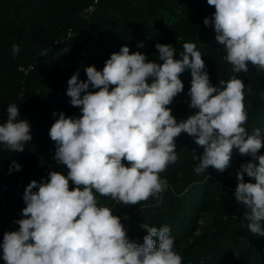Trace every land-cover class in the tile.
<instances>
[{"label":"clouds","instance_id":"obj_1","mask_svg":"<svg viewBox=\"0 0 264 264\" xmlns=\"http://www.w3.org/2000/svg\"><path fill=\"white\" fill-rule=\"evenodd\" d=\"M207 4L215 11L203 23L213 27L233 72L247 73L249 64L264 72V0ZM182 47L181 58L175 59L172 44L156 43L158 61H149L124 45L102 71L88 66L85 81L79 72L68 79L66 95L81 115L59 113L48 133L56 145L54 159L66 175L51 171L47 182L32 180L26 186L23 218L15 221L19 230L5 232L0 245L5 264H182L168 225L142 224L147 234L140 244L97 198L99 194L117 205L133 206L159 197L167 188L161 173L177 162L175 140L182 133L203 149L200 155L193 151L199 161L195 174L210 167L225 171L233 149L250 157L235 174L234 194L246 209L248 231L264 236V155L259 154L264 136L258 128L249 134L244 126L245 83L234 75L213 86L196 45ZM19 51L13 45V54ZM47 55V50L40 53ZM185 70L191 73L186 103L198 111L177 121L170 105L184 90L180 76ZM19 117V106L13 103L0 123V144L13 152H23L32 140L29 121ZM12 170L20 171L21 165L13 161ZM245 175L255 182H245Z\"/></svg>","mask_w":264,"mask_h":264},{"label":"trees","instance_id":"obj_2","mask_svg":"<svg viewBox=\"0 0 264 264\" xmlns=\"http://www.w3.org/2000/svg\"><path fill=\"white\" fill-rule=\"evenodd\" d=\"M87 5L85 0H0V123L7 120V106L15 103L19 118L29 121L32 135L23 152L0 144V204L6 201L11 205L1 218L7 225L23 218L15 215L12 207L22 211L26 206L24 190L32 180L47 182L51 171L66 175L67 170L54 159L56 145L48 134L59 113L81 115L80 108L71 106L64 85L77 72L85 81L88 66L102 71L111 54L124 45L130 52L146 54L149 61H158L156 43L172 44L175 59L181 58L184 43H194L213 86L234 75L244 81L248 113L244 126L249 134L258 128L264 136V72L251 64L247 73L233 72L213 27L203 23L215 11L207 0H99L97 11L85 20L81 14ZM71 29L74 36L68 38ZM140 42L143 47H138ZM13 45L20 49L15 55ZM65 48L69 50L62 53ZM42 50L48 55L40 56ZM30 66L34 69L29 73L21 70ZM180 79L184 90L170 105L177 121L198 111L186 103L190 99V70ZM175 143L179 158L161 173L167 188L159 197L124 206L97 194L100 204L118 215L128 237L140 244L147 234L142 224L168 225L182 264H264V236L248 231L246 209L237 204L234 194L235 174L250 157L233 149L225 171L210 167L195 174L199 161L193 151L200 155L203 149L186 133ZM259 154L264 155V148ZM13 161L21 165L20 171H9ZM245 182L255 181L245 175ZM5 232L0 228V245ZM2 256L0 247V264H5Z\"/></svg>","mask_w":264,"mask_h":264},{"label":"built area","instance_id":"obj_3","mask_svg":"<svg viewBox=\"0 0 264 264\" xmlns=\"http://www.w3.org/2000/svg\"><path fill=\"white\" fill-rule=\"evenodd\" d=\"M88 2V5L86 6V8L83 10L82 12V17L85 20H90L91 17L93 16V14L97 11L98 9V5H99V0H85ZM95 35H97V33H95ZM72 36H74V31L71 29L68 32V38H71ZM34 69V66H30L28 68L26 67H22L21 70L25 73H29L31 70ZM68 85L65 84L64 85V89L67 90ZM62 95V94H61ZM11 205L9 202H2L0 204V228L4 229L5 231L9 232L12 230H15L16 228H19V225L17 223H12V224H5L1 221L2 216L10 209ZM13 209H15V215H21L22 211L12 207Z\"/></svg>","mask_w":264,"mask_h":264}]
</instances>
